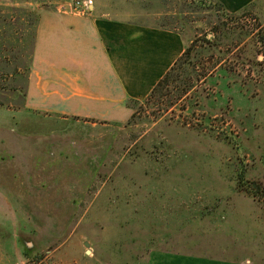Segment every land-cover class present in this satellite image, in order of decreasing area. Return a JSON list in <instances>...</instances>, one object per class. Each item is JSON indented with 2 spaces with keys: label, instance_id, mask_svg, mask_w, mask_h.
<instances>
[{
  "label": "rangeland",
  "instance_id": "1",
  "mask_svg": "<svg viewBox=\"0 0 264 264\" xmlns=\"http://www.w3.org/2000/svg\"><path fill=\"white\" fill-rule=\"evenodd\" d=\"M78 1L0 0V264H264V0H93L97 16L182 26L187 42L214 27L217 1L244 4L217 24L231 35L229 84L203 79L218 59L205 55L175 105L143 99L133 119L70 124L73 140L43 136L54 154H24L10 119L27 113L37 28L92 12Z\"/></svg>",
  "mask_w": 264,
  "mask_h": 264
},
{
  "label": "crops",
  "instance_id": "2",
  "mask_svg": "<svg viewBox=\"0 0 264 264\" xmlns=\"http://www.w3.org/2000/svg\"><path fill=\"white\" fill-rule=\"evenodd\" d=\"M242 6L246 7L241 5V11L245 9ZM91 10L88 15L67 13L40 20L27 98L21 105L27 113L10 119V124L23 129L24 142L18 146L23 147L19 149L22 152L29 146L35 153L43 147L54 154V148L59 145L51 142L43 145V136L49 137V141L73 140V124L96 125L98 120L119 122L131 117L133 108L127 105L128 101L147 98L191 41L187 42L182 26L165 29L97 16L95 5ZM243 44L244 41L241 46ZM225 49L219 47V50ZM222 65L225 64H219L210 75V80L216 78V89L219 75H225L223 80L229 84L231 75ZM223 71L227 74L221 73ZM216 95L211 92L206 104L217 106ZM36 110L49 115H37L33 112ZM89 118L95 120H84ZM46 124L49 131L43 132ZM58 125L63 132L55 131ZM76 136L84 138L83 133ZM181 260V264H254L215 257Z\"/></svg>",
  "mask_w": 264,
  "mask_h": 264
},
{
  "label": "trees",
  "instance_id": "3",
  "mask_svg": "<svg viewBox=\"0 0 264 264\" xmlns=\"http://www.w3.org/2000/svg\"><path fill=\"white\" fill-rule=\"evenodd\" d=\"M215 4L216 7H218L216 13L220 15L217 16V21H215V25H213L214 27L210 29L211 31L204 37H195L187 44L183 54L159 80L149 96L144 99L146 102H151L155 99L157 101H161L163 98H167L168 96L170 99L167 104H169V106L175 105L177 99L181 98L180 96L186 94V92H188V90L192 87L191 81L193 80L194 75L197 74V67L199 62H201V57H204L205 55H209V57L212 58H215V56L218 57V59H216L217 61L215 62V66L205 70L204 73L201 74V76L204 77L203 79L206 80L211 75V72L219 66V64H225L229 57L232 56L233 51L229 49L232 43L230 39L231 35H228L227 32L226 34H223V31H221L222 27L217 24L219 21L226 22V18H231L235 14L227 11L224 5L218 1ZM211 34L213 35L211 36ZM220 46H224L226 49L223 51L219 50ZM176 88L177 91H174ZM138 104H141V100L132 99L131 105L129 106L134 108ZM134 116L135 113L132 114L131 119H133Z\"/></svg>",
  "mask_w": 264,
  "mask_h": 264
},
{
  "label": "built area",
  "instance_id": "4",
  "mask_svg": "<svg viewBox=\"0 0 264 264\" xmlns=\"http://www.w3.org/2000/svg\"><path fill=\"white\" fill-rule=\"evenodd\" d=\"M93 6V0H79L74 9L80 11L81 13L85 14L91 11V7Z\"/></svg>",
  "mask_w": 264,
  "mask_h": 264
}]
</instances>
